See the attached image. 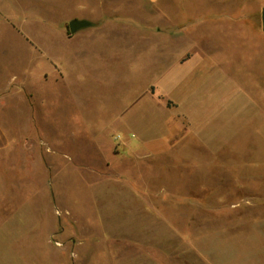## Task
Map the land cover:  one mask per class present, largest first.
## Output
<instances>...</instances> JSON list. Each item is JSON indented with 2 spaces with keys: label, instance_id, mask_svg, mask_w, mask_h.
Masks as SVG:
<instances>
[{
  "label": "crops",
  "instance_id": "0c3cea01",
  "mask_svg": "<svg viewBox=\"0 0 264 264\" xmlns=\"http://www.w3.org/2000/svg\"><path fill=\"white\" fill-rule=\"evenodd\" d=\"M4 1L6 0H0V9ZM62 3L63 11L58 9L56 12L55 5L49 6L48 13L52 16L46 17V24H51L57 31L40 34L33 32V27L30 32L15 27L20 32L9 34L11 39L24 38L29 42L30 48L25 59L21 53L16 55L17 43L9 52H0V55H13L11 61L0 62V173L3 172L2 168L13 167L12 159L15 160L18 149L27 143L24 139L27 135L31 136L30 148L35 152V163L32 167L35 169L37 162L39 163V136L47 134L48 156L55 152V142L60 143L62 140L63 143V132L50 136L49 129L53 124L51 115L57 102L65 103L71 99L68 95V89L73 82L70 70L79 68V72L83 73L81 69L87 65L97 68L87 58V53L92 52L91 49L98 51L97 48L102 46L101 48L106 49L104 53L111 55L115 53L110 47L120 44L126 47V52L133 54L137 41L143 47L144 56L150 55L151 50L159 51L160 58L165 62V72L170 75L165 83L160 82L164 73L155 85H150L154 101L149 99L148 109L139 107L127 116L133 131L121 142L126 156L114 147L111 151L114 156L111 159L103 158L104 167L110 169L121 158L127 157L126 160L131 164L127 171L100 175L95 178L94 183L101 185L98 191L103 194L112 191L109 193H117V196H126L134 201L143 200V209L146 212L166 206V203H174L177 207L183 206L184 201L192 200L196 202L197 213L187 223L183 222L181 214L168 218L162 214L158 216L150 213V221L157 219V223L127 226L119 235V243H116L117 257L125 259L119 261L121 264H264V175L252 176L251 171H245L242 177L227 176L219 179L210 177L208 171H201L199 176L184 179L150 175H141L136 179L131 175L133 167L147 166L141 158L151 151L145 146V142L152 141L153 136L159 137L163 143L157 146L159 151L177 150L178 147L191 149L189 144H180L181 139L190 131H179L178 125L185 114L190 116V120H204L208 117L206 110L201 112L197 107L194 96L191 95L189 101L190 94H184L186 88L191 90L193 85H197L199 76L207 77L217 68L227 72L236 83L242 84V90L250 96L253 94L247 88H264V26L261 19L264 0H62ZM72 19L85 20L87 24L70 33L68 23ZM14 22L15 25L19 23ZM30 22L39 23L34 17ZM217 33L219 34L216 36ZM224 33L234 35L231 38L238 39V45L228 43L229 46H226L219 38ZM49 40L52 41L49 43ZM67 42H78L71 54L74 64H67ZM62 44L64 49L60 57L54 45L60 47ZM138 54L140 55L139 50ZM235 54L240 56L238 60L233 57ZM238 72L242 73V78L235 74ZM252 72L255 73L253 86L244 82L249 78L247 73ZM77 77L79 82L83 78L81 74ZM151 86H154L155 92L151 91ZM61 89L63 96H56ZM176 89L181 93L180 96L174 93ZM258 96L255 91V104H258ZM79 102L81 103V99ZM168 102L171 104L168 105ZM14 118L29 121V128L11 124L9 120L13 121ZM153 119L163 120L157 134L148 123ZM42 120L47 121L46 129L39 123ZM69 124L67 122L66 126ZM98 143L100 145L97 148L99 152L101 150L102 156L104 144L102 141ZM64 156L70 159L69 155ZM208 164L209 160L197 161L196 167H206ZM246 164L251 165L248 168H264V162L252 161ZM52 166L53 164H49V167ZM67 166L64 161V168H68ZM67 176H49L46 183L64 185ZM38 181L37 175H27L25 179L23 175H19L16 182H13L16 203L12 215L16 217L17 225L28 227L38 221L35 218L31 221L24 218L26 215L33 216L38 211L36 201L34 207L22 203L23 184L26 183L27 186L25 198L31 199L38 195ZM184 183L190 185L186 190L179 186ZM214 184L238 185L234 189L239 192H233L237 195L234 196L237 203L217 204L218 211L220 210L218 214H223L224 210L241 212L238 228H232L228 222H217L214 214L216 205L200 202L212 199L228 200L225 192L216 191ZM58 189L62 187L58 186ZM17 190L22 195L20 200ZM54 201L55 196L51 195L50 203L43 208L48 214V207H52L51 217H47L45 223L51 232L60 228V220L56 221L55 218L59 210H55ZM128 213L134 216L137 210H129ZM160 220L163 224H160ZM8 224L9 220H6L1 230L8 229ZM229 231L234 233L227 234ZM6 245L5 239L1 238L0 264L5 261L3 251Z\"/></svg>",
  "mask_w": 264,
  "mask_h": 264
},
{
  "label": "rangeland",
  "instance_id": "374dc122",
  "mask_svg": "<svg viewBox=\"0 0 264 264\" xmlns=\"http://www.w3.org/2000/svg\"><path fill=\"white\" fill-rule=\"evenodd\" d=\"M1 4L3 7L0 9V17L5 19L0 18V52H9L17 43L16 55L21 53L24 59L30 48L29 42L24 38L11 39L9 34L20 32L16 28L30 32L33 27V32L40 34L57 31L51 24H46V17L52 16L48 13V7L55 5L56 12L58 9L63 11L62 0H6ZM59 14L62 16L61 12ZM32 17L37 18L39 23L32 24L30 22ZM14 21L19 23L15 25ZM54 21L57 22V19L54 18ZM231 37L234 35L224 33L220 34L219 38L226 46H229L228 43L238 45V39ZM51 41L49 40V43ZM39 43L45 44L46 41ZM75 43L78 42H67L69 52L67 64L75 63L73 55L71 56ZM135 43L133 54L126 52V47L120 44L110 47L115 53L111 55H106L104 53L106 49L101 48L102 46L97 48L98 51L91 49L92 52L87 53V58L94 62L97 68L87 65L81 69L83 73L79 72V68L70 70L69 74L73 82L68 89V95L71 99L65 103L57 102L51 115L54 125H49L50 136H55L56 132H63V143L62 140L60 143L55 142V152L48 156L47 134L39 136V163L37 162L35 169L32 168L35 163V152L31 151V136L27 135L24 138L27 143L24 142L22 148L18 149L15 160L12 159L13 167L2 168L0 239H5L7 242L3 251L4 264H121L119 260L125 259L117 257L116 243H119L121 239H118L119 235L127 226L157 223V219L150 221V213L158 216L162 214L168 218L181 214L184 223L195 218L197 213L195 201L187 200L184 201L183 206L177 207L174 203H166V206L152 208L151 212H146L143 209V200L134 201L126 196H117V193H109L112 191L103 194L98 191L101 185L94 183L95 178L100 175L127 171L131 165L126 160L127 157L121 158L122 160L117 161L110 169L104 167L103 158L111 159L114 156L111 154L114 147L120 154L125 155L121 142L133 131L127 116L139 107L144 106L148 109L149 99L154 101L150 93V85H155L164 73L160 82L165 83L170 75L165 72V62L160 58L158 50H151L150 55L144 56L141 44L139 46L137 41ZM56 47L54 45L55 51L61 57L64 44ZM12 56L0 55V62H9ZM233 57L236 60L240 58L238 54ZM78 74L83 76L80 82L77 80ZM235 74L242 78V73ZM247 74L249 78L244 82L253 86L255 73ZM246 90L252 92L253 96L242 90V84L236 83L227 72L217 68L207 77L199 76L197 85H193L191 90L186 88L184 94H190L189 101L194 96L197 107L201 112L206 110L208 117L204 120H190V116L185 114L178 125L179 131L183 129L190 131L181 139L180 144H184L183 146L189 144L192 146L191 149L178 147L177 150L159 151L160 148L157 146L163 143L159 137L153 136L152 141L145 142L147 143L145 146L151 151L141 158L147 166L133 167L131 175L136 179L141 175L184 179L194 175L199 176L201 171H208V175L216 179L227 176L242 177L245 171H251L252 176L264 175L262 173L264 168H248L250 164H246L252 161L264 162V88L256 89L253 86ZM60 91L56 96H63V89ZM151 91L155 92L154 86H151ZM255 91L259 94L256 102L258 104L254 103ZM174 93L181 95L178 89L174 90ZM170 104L168 102V105ZM151 105L153 106V103ZM68 118L70 120H67ZM9 122L29 128L27 120L14 118ZM46 122V120L39 121L45 129ZM67 122L70 123L69 126H66ZM148 123L157 134L161 130L163 120L153 119ZM97 141H102L104 144L102 156L101 150L99 152L97 148V145H100ZM207 146L210 151L207 150ZM64 155H69L70 159L68 160ZM203 160H209L210 164L206 167H196L197 161ZM64 161L68 164V168H64ZM49 164L53 166L49 167ZM19 175H23L24 179L27 175H37L39 178L37 197L25 198L27 186L26 183L23 184L22 203L30 204L31 207H34L35 201L38 204V211L33 216L24 217L27 221L38 219L36 224H30L28 227L17 225L16 217L12 215L16 203L13 182H16V177ZM63 175H68L64 185H47L46 179L49 176ZM166 185L173 184L166 183ZM58 186L62 189H58ZM179 186L186 190L190 185L184 183ZM213 186L216 187V191L225 192L228 200L212 199L200 202H211L216 205L214 214L216 220L218 219L217 222L221 224L228 222L232 228H238L241 216L239 210L229 212L224 210L223 214H218L220 210L218 211L217 208L219 202L228 205L238 202L234 199L237 195L233 193L239 192L238 189H234V187L238 188V185L214 184ZM187 191L191 190L187 189ZM16 194L20 200L21 193L17 190ZM51 195L55 196V210H59L55 214L56 221L60 220V228L54 232L49 231L45 224L46 218L51 217L52 207L49 205L48 214L45 212L47 210L43 209L50 203ZM133 209L137 210L134 216L128 213ZM6 220H9L8 229L1 230ZM159 222L162 223L161 220Z\"/></svg>",
  "mask_w": 264,
  "mask_h": 264
},
{
  "label": "water",
  "instance_id": "95a60500",
  "mask_svg": "<svg viewBox=\"0 0 264 264\" xmlns=\"http://www.w3.org/2000/svg\"><path fill=\"white\" fill-rule=\"evenodd\" d=\"M261 19H262V24L264 26V9H262L261 12ZM87 24V21L81 20V19H72L68 23V30L70 33L75 32L79 28L85 26Z\"/></svg>",
  "mask_w": 264,
  "mask_h": 264
}]
</instances>
